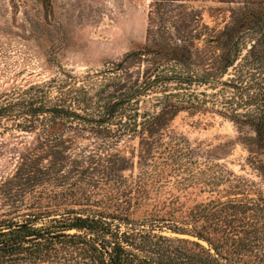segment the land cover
I'll return each instance as SVG.
<instances>
[{"label":"trees","instance_id":"obj_1","mask_svg":"<svg viewBox=\"0 0 264 264\" xmlns=\"http://www.w3.org/2000/svg\"><path fill=\"white\" fill-rule=\"evenodd\" d=\"M196 1L153 0L166 14L159 19L162 37L125 60L146 64L145 88L161 77L177 84L163 92L156 113L135 108L134 116L122 114L140 90L118 85L100 101H82L90 115L66 105L30 108L31 116L48 119L31 153L20 155L13 179L3 184L11 200L10 211L0 214V264H264V199H209L229 173L210 174L220 169L212 158L170 130L181 112L229 119L240 133L251 132L243 138L248 162L264 177V0H214L237 10L231 26L211 41L221 53L203 71L195 69L183 37H166L183 31L173 25L174 9ZM41 2L48 8L51 0ZM206 80L219 82L203 85L213 93L191 90ZM83 136L99 147L73 149V140ZM135 141L138 150L129 157L122 148ZM164 231L196 239L179 241L201 255L175 257L161 244L170 242Z\"/></svg>","mask_w":264,"mask_h":264},{"label":"rangeland","instance_id":"obj_2","mask_svg":"<svg viewBox=\"0 0 264 264\" xmlns=\"http://www.w3.org/2000/svg\"><path fill=\"white\" fill-rule=\"evenodd\" d=\"M186 6L174 9L170 15L173 25L183 31H172L166 37L172 41L183 37L192 52L195 69L203 71L212 67L220 55L219 46L211 41L231 26L237 6L214 0H197ZM165 15L156 11L153 0H51L48 8L41 0H0V214L10 211L11 198L3 184L13 179L20 155L31 153L48 119L45 115L31 116V107L66 105L90 115L91 111L83 110L82 101H100V95L118 85L140 90L126 100L132 102L122 114L134 116L136 108L140 114L152 115L158 111L163 92L177 89L174 81L163 77L145 88L146 64L138 58L125 62L145 44L162 37L159 19ZM185 20L190 22L187 29ZM228 79L230 75L225 78ZM198 83L191 90L213 93L203 86L213 84ZM170 130L185 137L204 158H212L213 165L220 169L215 166L210 174L220 170L229 173L220 184V192L209 199L230 194L239 199H264V177L249 164V153L243 144V138L252 135L250 131L240 133L229 119L210 111L181 112L171 122ZM83 137L73 140V149L90 151L99 147L94 138ZM137 150L138 141L122 148L129 157ZM129 230L121 228L123 232ZM162 236L170 239L161 244L175 257L188 261V257L201 255L179 241H197L192 237L168 231Z\"/></svg>","mask_w":264,"mask_h":264},{"label":"water","instance_id":"obj_3","mask_svg":"<svg viewBox=\"0 0 264 264\" xmlns=\"http://www.w3.org/2000/svg\"><path fill=\"white\" fill-rule=\"evenodd\" d=\"M204 82L209 83V84H218L219 83V82L214 81V80H206ZM201 243H205L206 245H208L206 242H201Z\"/></svg>","mask_w":264,"mask_h":264}]
</instances>
